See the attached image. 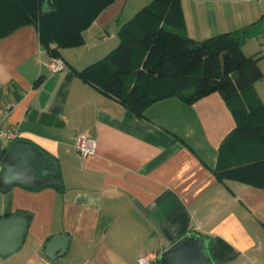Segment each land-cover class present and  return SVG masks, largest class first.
I'll use <instances>...</instances> for the list:
<instances>
[{
  "label": "crops",
  "instance_id": "0c3cea01",
  "mask_svg": "<svg viewBox=\"0 0 264 264\" xmlns=\"http://www.w3.org/2000/svg\"><path fill=\"white\" fill-rule=\"evenodd\" d=\"M181 1L191 39L235 32L247 56L264 54V0ZM151 2L115 0L82 46L61 50L58 73L35 25L0 40V120L10 107L6 124L58 162L63 182L0 190V218L31 217L24 245L0 264H137L191 232L211 238L218 264H264V189L215 175L237 127L223 96L167 98L139 118L76 74L116 49L121 27ZM259 66L264 73V58ZM256 90L264 102V79ZM82 138L96 142L94 154L78 153ZM14 142L0 140V152ZM60 234L68 249L51 260L47 244Z\"/></svg>",
  "mask_w": 264,
  "mask_h": 264
},
{
  "label": "trees",
  "instance_id": "16d2710c",
  "mask_svg": "<svg viewBox=\"0 0 264 264\" xmlns=\"http://www.w3.org/2000/svg\"><path fill=\"white\" fill-rule=\"evenodd\" d=\"M114 1L54 0L57 10L50 12L47 0H0V40L35 25L42 47L61 57L62 49L85 43L84 32ZM185 29L181 0H152L121 27L116 49L76 74L139 118L167 98L193 104L220 93L237 127L221 147L215 175L264 189V102L256 90L264 54L247 56L235 32L197 42ZM45 187L25 186L34 192Z\"/></svg>",
  "mask_w": 264,
  "mask_h": 264
},
{
  "label": "water",
  "instance_id": "95a60500",
  "mask_svg": "<svg viewBox=\"0 0 264 264\" xmlns=\"http://www.w3.org/2000/svg\"><path fill=\"white\" fill-rule=\"evenodd\" d=\"M50 12H56L54 0H47ZM58 162L40 148L26 140H17L8 150L0 152V190L24 185L62 186ZM31 217L17 214L0 218V256L17 253L24 245ZM70 238L55 235L47 244L46 255L56 260L68 249ZM211 238L191 232L166 249L159 257V264H218L211 253Z\"/></svg>",
  "mask_w": 264,
  "mask_h": 264
},
{
  "label": "built area",
  "instance_id": "2783aa9c",
  "mask_svg": "<svg viewBox=\"0 0 264 264\" xmlns=\"http://www.w3.org/2000/svg\"><path fill=\"white\" fill-rule=\"evenodd\" d=\"M50 68L54 73H58L66 68V62L62 57L52 58ZM12 109L10 107L2 110V120H0V140L14 142L19 139V134L16 128L7 125L6 120L11 115ZM77 151L82 157H88L95 153L96 142L82 138L77 143ZM159 254L156 252H147L139 257L137 264H156L159 263Z\"/></svg>",
  "mask_w": 264,
  "mask_h": 264
}]
</instances>
